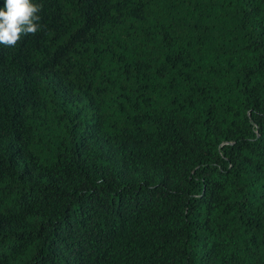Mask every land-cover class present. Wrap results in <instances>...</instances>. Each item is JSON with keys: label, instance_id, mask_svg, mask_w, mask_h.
<instances>
[{"label": "trees", "instance_id": "16d2710c", "mask_svg": "<svg viewBox=\"0 0 264 264\" xmlns=\"http://www.w3.org/2000/svg\"><path fill=\"white\" fill-rule=\"evenodd\" d=\"M34 2L0 45V264H264V0Z\"/></svg>", "mask_w": 264, "mask_h": 264}, {"label": "clouds", "instance_id": "9594fccd", "mask_svg": "<svg viewBox=\"0 0 264 264\" xmlns=\"http://www.w3.org/2000/svg\"><path fill=\"white\" fill-rule=\"evenodd\" d=\"M43 5L34 0H3L0 7V45L15 47L24 36L41 30Z\"/></svg>", "mask_w": 264, "mask_h": 264}]
</instances>
